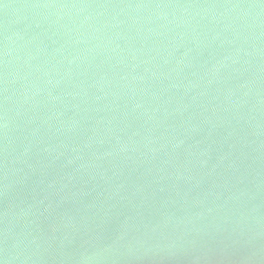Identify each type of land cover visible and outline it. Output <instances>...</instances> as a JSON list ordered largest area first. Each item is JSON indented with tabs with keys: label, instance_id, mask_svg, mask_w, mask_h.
<instances>
[{
	"label": "water",
	"instance_id": "obj_1",
	"mask_svg": "<svg viewBox=\"0 0 264 264\" xmlns=\"http://www.w3.org/2000/svg\"><path fill=\"white\" fill-rule=\"evenodd\" d=\"M0 264H264V0H0Z\"/></svg>",
	"mask_w": 264,
	"mask_h": 264
}]
</instances>
